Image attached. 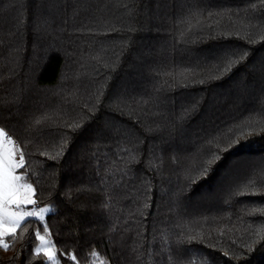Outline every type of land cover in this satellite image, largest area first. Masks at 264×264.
Listing matches in <instances>:
<instances>
[{
  "label": "trees",
  "instance_id": "16d2710c",
  "mask_svg": "<svg viewBox=\"0 0 264 264\" xmlns=\"http://www.w3.org/2000/svg\"><path fill=\"white\" fill-rule=\"evenodd\" d=\"M0 129L59 264H264V0H0Z\"/></svg>",
  "mask_w": 264,
  "mask_h": 264
},
{
  "label": "snow or ice",
  "instance_id": "6c2138e0",
  "mask_svg": "<svg viewBox=\"0 0 264 264\" xmlns=\"http://www.w3.org/2000/svg\"><path fill=\"white\" fill-rule=\"evenodd\" d=\"M235 61H229L228 67ZM5 133L0 129V248L5 251L9 250V245L5 243V237L15 238L17 229L22 227V224L27 217H34L42 224L44 221V213L50 211L49 208L33 209L27 211L22 205H35L36 201L33 199L35 195L31 184L18 183L23 180L21 176L14 175L15 169L24 165L23 152L19 153V161L17 162L16 148L14 142L10 139H4ZM211 163V161H209ZM9 205H15V210H12ZM23 231H28L27 227H23ZM41 231L44 233L41 234ZM49 234V229L46 224H43L42 229L38 228L35 231V239L40 241L35 252L43 255L48 261H53V264H59L56 260V251L52 242L46 237ZM69 259L75 261V256H70Z\"/></svg>",
  "mask_w": 264,
  "mask_h": 264
},
{
  "label": "rangeland",
  "instance_id": "374dc122",
  "mask_svg": "<svg viewBox=\"0 0 264 264\" xmlns=\"http://www.w3.org/2000/svg\"><path fill=\"white\" fill-rule=\"evenodd\" d=\"M21 149V148H20ZM16 160H17V162L19 161V155H17L16 156ZM17 169V168H16ZM15 169V170H16ZM14 175H17L15 172H14ZM18 176V175H17ZM18 183H26L25 181H23V180H21V181H18ZM28 184V183H27ZM31 205H22V207H24L27 211H32L34 208L35 209H39V208H48V207H30ZM9 207L12 209V210H15V205H9ZM49 213V211L48 212H46V213H44V217L47 215ZM27 219H35V220H37L36 218H34V217H27L26 218V220ZM39 221V220H38ZM44 233H42V235H43ZM46 239H48V240H50L49 239V237L47 236L46 237ZM51 241V240H50ZM53 245V244H52ZM57 260V259H56ZM51 264H53V261H51Z\"/></svg>",
  "mask_w": 264,
  "mask_h": 264
},
{
  "label": "built area",
  "instance_id": "2783aa9c",
  "mask_svg": "<svg viewBox=\"0 0 264 264\" xmlns=\"http://www.w3.org/2000/svg\"><path fill=\"white\" fill-rule=\"evenodd\" d=\"M4 139H6V140L10 139V140H12L14 142V146L16 148L17 155H19V153L21 152L19 144L10 135H7V134H5Z\"/></svg>",
  "mask_w": 264,
  "mask_h": 264
}]
</instances>
